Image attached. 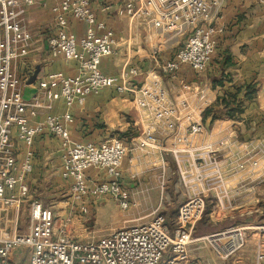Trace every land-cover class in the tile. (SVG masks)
<instances>
[{"label": "built area", "instance_id": "1", "mask_svg": "<svg viewBox=\"0 0 264 264\" xmlns=\"http://www.w3.org/2000/svg\"><path fill=\"white\" fill-rule=\"evenodd\" d=\"M36 1L0 0V264H205L192 257L193 243L205 244L215 256L227 260L247 246L252 232L259 241L255 264H264V224L231 225L201 237L193 234L204 213L208 193L224 183L218 147L209 141H194L205 132L202 115L211 104L206 90L183 84L173 102L162 77L153 70L144 71L134 64L116 74L104 72L103 60L115 54L122 40L97 16L91 0L53 3L47 49L53 58L74 60L76 72H49L37 80L35 92L25 96L23 89L30 73L20 76L16 64L31 49L33 34L25 14ZM113 2L144 35L149 28L161 34L178 32L177 44L181 37H186L175 57L163 65L164 71L174 74L181 65L188 64L200 73L211 64L218 50V36L223 32L215 22L224 0ZM72 19L85 25L80 38L69 30ZM105 88L128 94L135 107L152 113L154 120L164 122L170 129L175 128L185 111L188 134L177 136L166 150L176 165L180 183L188 191L178 207L174 228L166 223L163 213H155L148 221L98 238L85 236V218L100 199L107 198L122 209L133 205L131 193L123 185L122 169L130 146L118 136L100 143L77 142L69 132L72 108L83 105L87 96ZM61 100L65 112L51 113L54 103ZM43 110L45 114H41ZM39 116L42 118L38 119ZM44 133L59 138L62 144L59 169L61 177L69 182V198L60 208L27 200L31 189L29 177L35 166V140ZM155 141L149 132L136 145L146 147ZM261 151L264 152V146ZM91 170L102 172V178H89ZM25 200L30 203L26 213L28 227L19 228L16 222L9 226L10 212L15 211L18 216ZM216 205L223 208L221 203ZM17 249L23 250L18 263Z\"/></svg>", "mask_w": 264, "mask_h": 264}, {"label": "crops", "instance_id": "2", "mask_svg": "<svg viewBox=\"0 0 264 264\" xmlns=\"http://www.w3.org/2000/svg\"><path fill=\"white\" fill-rule=\"evenodd\" d=\"M55 1L57 0H37L34 5L27 8L25 14L33 38L28 56L16 64V69L20 76L30 73L23 89L27 97L35 92L37 80L47 73L63 71L69 75L76 72L77 66L74 60L53 58L47 49V38L54 17L51 8ZM113 3V0H91V6L94 7L97 16L105 20L122 40L117 45L115 54L103 60L104 72L116 74L123 67L134 64L141 66L144 71L153 70L162 77L173 102H176L183 84L199 87L201 90H206L211 100V104L204 110L215 105L219 97H227L241 87L238 98L243 101L242 112L233 118L223 115L214 119L211 129L207 130L205 127V132L196 136L194 141L197 143L209 141L219 149L218 156L221 160L224 183L220 188L211 189L207 195V201L214 202L215 206H218L216 203H221L223 206L224 215H220L217 220L225 221L233 218L241 224H264V152L261 151L264 146V0H224L215 22L216 26L223 28V32L218 36V50L211 64L200 73L194 71L188 64H183L174 74L167 72L168 79L161 74L165 72L163 65L174 58L176 53L172 57L160 56L158 53L161 49L150 46V35L154 33L150 28L147 30V35L137 30L138 36L143 34L144 40L139 44H131L130 41L125 40L126 36L133 34L132 30L136 32V28L130 25L127 17L118 11ZM107 6L110 8L105 9ZM69 30L80 38L84 34L85 25L72 19ZM167 40L166 48H174L178 45L172 37ZM227 60L231 65H225ZM37 67L40 70L36 80L28 83ZM220 78L222 83L214 84V80ZM196 79L198 81H195ZM249 84L256 86V96L253 99H245L243 96ZM138 85L140 86L141 83L138 82ZM218 107L223 109L224 104L220 103ZM65 110L61 100L54 103L50 112L61 115ZM71 112L73 122L68 124V127L73 141L100 143L112 136H122L121 138L130 146V153L125 158L122 169L123 185L130 191L133 205L127 209L123 217L125 222L131 225L145 222L143 220L149 217V214L144 215L139 208L151 203L150 191L153 188L146 187L144 183L134 188L133 181L137 176L149 173L153 169L151 165L160 168L162 178L166 176L169 178L171 168L167 156H171L166 150L175 143L177 136L183 137L188 134L189 121L185 111L176 121L175 128L170 129L164 122L154 120L152 113H145L135 107L128 94L121 95L115 88H105L98 94L87 96L85 103L74 106ZM45 113L46 111L43 110L41 114ZM41 118L42 116L38 117ZM202 121L205 126L203 115ZM139 131L141 134L136 137ZM149 132L155 136V143L146 147L136 145ZM128 135L130 137H127ZM61 145V140L50 133L36 137L33 148L35 166L29 177L31 189L27 200L42 202L41 199H37V189L45 173L60 182L56 187L57 190L63 187V190L69 191V182L60 175ZM254 162H258V165L254 166ZM88 176L91 179H99L102 178L103 173L91 170ZM164 182L165 179L162 183ZM166 199L170 201L169 198ZM27 200L23 202L22 216L25 215L24 210L27 208L25 204L29 202ZM103 200L111 201L107 198ZM111 202L120 208L113 201ZM16 217L20 218L17 215ZM195 243L199 244L196 248L193 247ZM195 243L191 246V255L193 258L201 259L205 264H255L259 241L257 234L252 232L247 246L230 260H222L215 256L207 245Z\"/></svg>", "mask_w": 264, "mask_h": 264}, {"label": "rangeland", "instance_id": "3", "mask_svg": "<svg viewBox=\"0 0 264 264\" xmlns=\"http://www.w3.org/2000/svg\"><path fill=\"white\" fill-rule=\"evenodd\" d=\"M128 19V18H127ZM128 22L132 27H134L135 22L128 19ZM131 31L133 33L131 36H126L124 39L130 41L131 44H139L143 39V34L138 36L139 33L137 30ZM178 32H172L168 34H161V33H153L150 37V46L158 47L161 51L158 53L160 56H167L172 57L179 47L183 44L186 37H181L180 43L176 45L174 48H166V45L163 46L162 42L165 41L167 38H171L174 42L177 41ZM158 40H157V39ZM161 40V41H160ZM144 41V40H143ZM157 42H161L160 44ZM166 42V41H165ZM162 45V46H161ZM136 50V48H135ZM159 50V49H158ZM166 73V74H163ZM161 73L165 78H169V74L165 71ZM171 80V79H170ZM195 81H198L197 79ZM173 84V82L170 81ZM171 84V85H172ZM120 138L122 136H119ZM129 137V136H127ZM168 165L171 168V173L169 178H162L160 176V168L153 166V169L150 170L149 173L146 175H140V177H136L135 181H133L134 188L139 187L141 184H145L146 187H152L153 189L150 191V196L152 198L151 203L148 205L140 206L139 210L143 211L144 215H148L143 221L150 220L151 216L155 213H163L166 218V223L171 227L174 228L176 225V218L179 205L184 201L186 195L188 193L186 187L180 183L179 180V173L176 169V165L172 159V157L167 156ZM151 168V167H150ZM165 179V182L163 180ZM55 181L56 183H52ZM38 184L37 199H41L44 205L48 206H61L63 205V201L69 198L68 190H63V187L59 190L56 189L60 182H57L52 175L45 173V175L41 178ZM53 184V185H50ZM65 189V188H64ZM57 191V192H56ZM166 198H169L168 201ZM104 198L100 199L96 204L92 205L89 211V214L86 216V226L87 230L85 233L86 237H93L98 238L105 234H109L113 231L121 229L125 226L131 225L129 222H125L123 214L127 212V209H122L114 206L111 201H105ZM26 210H24L25 215L22 216L23 212V204L20 206L19 211V219L18 222L15 218L16 214L10 212V216L8 218L7 224L9 226H13L16 224L19 228L26 229L28 227V219L26 217V213L28 208L30 207V203L28 202ZM64 206V205H63ZM61 206V207H63ZM25 207V206H24ZM60 208V207H59ZM13 212V211H12ZM224 209L219 206H215L214 202L207 201L205 210L200 218V220L196 223L194 229V236L198 237L206 236L210 233L216 232L218 230L224 229L225 227L231 225H241V223H237L233 218H228L225 221H218L217 218L220 215H224ZM22 216V220H21ZM141 223V222H138ZM4 224H2L3 226ZM197 233V234H196ZM199 244H194L193 247L196 248ZM22 249H17L15 253V259L17 263L19 262V258L22 257ZM230 260V259H228Z\"/></svg>", "mask_w": 264, "mask_h": 264}, {"label": "trees", "instance_id": "4", "mask_svg": "<svg viewBox=\"0 0 264 264\" xmlns=\"http://www.w3.org/2000/svg\"><path fill=\"white\" fill-rule=\"evenodd\" d=\"M226 66L231 65L230 61L225 62ZM222 80H214V84H221ZM256 86L254 84H249L246 86V89L243 92L245 99H253L256 96ZM241 91V87L236 89V92L233 94H228L227 97H219L217 103L210 108H207L203 112V119L205 120L208 116H212L213 120L221 118L223 115H226L230 118L236 117V115L242 112V100L238 98V94ZM220 103L224 104L223 109H219L218 105ZM130 137V135H128Z\"/></svg>", "mask_w": 264, "mask_h": 264}, {"label": "water", "instance_id": "5", "mask_svg": "<svg viewBox=\"0 0 264 264\" xmlns=\"http://www.w3.org/2000/svg\"><path fill=\"white\" fill-rule=\"evenodd\" d=\"M39 70H40V68L37 67V69L34 71V73L30 76L28 83H33L36 80L38 73H39ZM212 121H213L212 116H208L205 119V127L207 128V130L211 129ZM140 134H141V132L139 131L138 134L136 135V137H138Z\"/></svg>", "mask_w": 264, "mask_h": 264}, {"label": "bare ground", "instance_id": "6", "mask_svg": "<svg viewBox=\"0 0 264 264\" xmlns=\"http://www.w3.org/2000/svg\"><path fill=\"white\" fill-rule=\"evenodd\" d=\"M156 39H157V38H156ZM157 40H158V39H157ZM160 41H161V40H160ZM165 41H166V40H165ZM165 41L162 42L163 46L166 45V43H168V40H167L166 42H165Z\"/></svg>", "mask_w": 264, "mask_h": 264}]
</instances>
